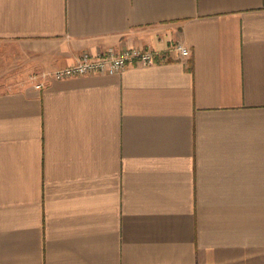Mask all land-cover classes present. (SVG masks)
<instances>
[{
	"label": "crops",
	"instance_id": "crops-1",
	"mask_svg": "<svg viewBox=\"0 0 264 264\" xmlns=\"http://www.w3.org/2000/svg\"><path fill=\"white\" fill-rule=\"evenodd\" d=\"M0 42V264H264V0H0ZM108 46L156 61L24 76Z\"/></svg>",
	"mask_w": 264,
	"mask_h": 264
},
{
	"label": "built area",
	"instance_id": "built-area-1",
	"mask_svg": "<svg viewBox=\"0 0 264 264\" xmlns=\"http://www.w3.org/2000/svg\"><path fill=\"white\" fill-rule=\"evenodd\" d=\"M173 50L180 56H187L189 50L181 42L173 44ZM157 52L148 47L129 46L117 48L108 46L104 50L94 54L83 52L77 60L69 65L56 68L52 71L41 72L31 75V80L36 78L67 79L87 75H112L120 72L131 65H150L156 61ZM44 82L41 80L35 83L40 88Z\"/></svg>",
	"mask_w": 264,
	"mask_h": 264
},
{
	"label": "rangeland",
	"instance_id": "rangeland-1",
	"mask_svg": "<svg viewBox=\"0 0 264 264\" xmlns=\"http://www.w3.org/2000/svg\"><path fill=\"white\" fill-rule=\"evenodd\" d=\"M17 48L12 43L0 42V83L4 84L1 88L9 89L15 87L24 78L21 66H18L16 59L13 58ZM24 76L28 78L31 74L27 73Z\"/></svg>",
	"mask_w": 264,
	"mask_h": 264
}]
</instances>
